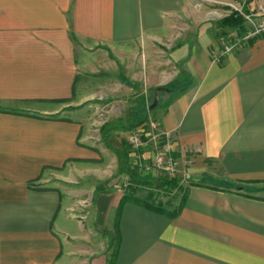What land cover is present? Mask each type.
Returning a JSON list of instances; mask_svg holds the SVG:
<instances>
[{
    "label": "crops",
    "instance_id": "obj_1",
    "mask_svg": "<svg viewBox=\"0 0 264 264\" xmlns=\"http://www.w3.org/2000/svg\"><path fill=\"white\" fill-rule=\"evenodd\" d=\"M194 1L0 0V264L108 258L95 253L81 199L47 183L93 158L75 109L82 92L93 96L119 68L128 75L131 61L144 69L159 59L155 47L178 22L189 36L169 54L180 79L160 123L180 167L191 162L184 196L173 217L124 202L114 262L264 264V37L213 61L218 37L194 17ZM157 60L147 74H159ZM151 80L144 89L160 90ZM122 195L96 197L99 231L112 230Z\"/></svg>",
    "mask_w": 264,
    "mask_h": 264
},
{
    "label": "rangeland",
    "instance_id": "obj_2",
    "mask_svg": "<svg viewBox=\"0 0 264 264\" xmlns=\"http://www.w3.org/2000/svg\"><path fill=\"white\" fill-rule=\"evenodd\" d=\"M194 2H197L194 17L203 20V26H210L218 37L219 43L210 53L213 61L219 62L228 55L217 57L223 46L232 42L235 36L239 40V45L230 53L249 45L257 38L264 37L262 30L257 35L242 40L249 24L239 12L241 10L244 14L254 13L259 6L264 7V0H195ZM231 13L241 17L242 29H230L217 24L220 19ZM260 18H264V13ZM176 25L166 34L168 39L155 47L160 54V60L145 59L144 69L139 65L138 60L131 61L128 75L119 68L121 75L115 72L104 77L100 89L93 96H87V91L82 92L81 95H85L83 96L85 100L75 109L80 113L82 145L90 150L93 158L81 160L73 167H65L53 173L54 177L47 183L57 182L60 183L59 185H65L74 194L75 199L76 197L81 199L83 219L81 222L92 230L95 253L96 250L100 252L101 249H108V258L99 260L103 264H110L117 238L114 231L116 211L113 215L111 231H99L95 225L94 203L101 191L113 189L123 193L122 196H131L134 191L143 190L147 195L146 200L151 196L152 204L167 213L177 210L182 203L180 201L184 196L186 168L191 162L180 167L172 153V136L162 129L160 123L166 101L171 97L166 90L170 89L172 83L178 84L180 79L179 67L169 58V54L181 43L182 35L189 36L182 23L178 22ZM175 33L177 36L174 37ZM157 59L160 62L159 74H147L152 67V61ZM149 76L154 82L157 79L160 81V90L144 89ZM155 96L157 104L151 107ZM177 202L179 204L175 205ZM85 215H87L86 219ZM84 247L91 249L89 244L82 243V249ZM78 259L79 264H91L93 258L88 262L87 258Z\"/></svg>",
    "mask_w": 264,
    "mask_h": 264
},
{
    "label": "trees",
    "instance_id": "obj_3",
    "mask_svg": "<svg viewBox=\"0 0 264 264\" xmlns=\"http://www.w3.org/2000/svg\"><path fill=\"white\" fill-rule=\"evenodd\" d=\"M219 26L222 27H227L230 29H242V20L241 17H239L238 15H236L235 13H231L225 17H223L222 19H220L217 23ZM126 201H134L139 203L141 206L150 209L152 211L158 212V213H162L164 215H167L168 217H173L176 214V211L171 212V213H167L165 212L163 209H161L159 206L153 205L151 202V196L148 197L147 200L140 202L137 201L135 199H133L130 195L127 196H122L120 199V202L118 204L117 210H116V215H115V220H114V231H115V235L117 238L118 235V219H119V214H120V209L121 206L124 202ZM116 255V250L114 249L113 255H112V259L110 260V264H115L114 260H115V256Z\"/></svg>",
    "mask_w": 264,
    "mask_h": 264
},
{
    "label": "built area",
    "instance_id": "obj_4",
    "mask_svg": "<svg viewBox=\"0 0 264 264\" xmlns=\"http://www.w3.org/2000/svg\"><path fill=\"white\" fill-rule=\"evenodd\" d=\"M239 12L243 15V17L245 18V20L249 24V28L246 29L245 35L241 38L242 40H244V39L246 40L250 37H253V36L257 35L262 30L264 31V18H260L262 13H264V7L263 6H259L256 9V12H254V13L249 12V14H244V12L242 13L241 10H239ZM238 45H239V40L236 39V36H235V37H233L232 42L223 46L222 50L220 52H218L217 57H222L226 54H229L235 48H237ZM169 165H170V163H169Z\"/></svg>",
    "mask_w": 264,
    "mask_h": 264
},
{
    "label": "water",
    "instance_id": "obj_5",
    "mask_svg": "<svg viewBox=\"0 0 264 264\" xmlns=\"http://www.w3.org/2000/svg\"><path fill=\"white\" fill-rule=\"evenodd\" d=\"M157 104V98L156 96L153 98V102L151 104V107H154Z\"/></svg>",
    "mask_w": 264,
    "mask_h": 264
}]
</instances>
